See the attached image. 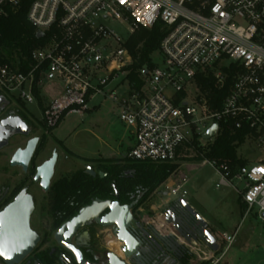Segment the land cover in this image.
Masks as SVG:
<instances>
[{
	"label": "built area",
	"instance_id": "obj_1",
	"mask_svg": "<svg viewBox=\"0 0 264 264\" xmlns=\"http://www.w3.org/2000/svg\"><path fill=\"white\" fill-rule=\"evenodd\" d=\"M23 0H0V17L18 11ZM28 21L42 34L25 71L0 62V94L36 104L52 126L70 113L84 115L110 102L134 145L125 154L141 163L211 167L216 188L233 189L247 206L264 214V0H34ZM117 22L131 37L157 22L166 27L158 52L162 63L145 67L140 88L123 98L118 89L129 76L133 57L127 43L108 26ZM210 79L211 85L201 82ZM231 85L221 106L208 96ZM58 85L61 94L46 100L41 86ZM101 99L100 105L90 104ZM215 124L210 139L204 134ZM227 129L246 131L254 159L235 165L205 154ZM186 183V182H185ZM183 184L166 186L174 200H186ZM242 185V189L239 187ZM263 219V218H262ZM220 238L228 246L235 235ZM189 264H221L225 252L202 241L184 242Z\"/></svg>",
	"mask_w": 264,
	"mask_h": 264
},
{
	"label": "flooded vegetation",
	"instance_id": "obj_2",
	"mask_svg": "<svg viewBox=\"0 0 264 264\" xmlns=\"http://www.w3.org/2000/svg\"><path fill=\"white\" fill-rule=\"evenodd\" d=\"M67 115L50 126L42 111H29L21 100L0 94V135L5 130L18 132L0 149V214L13 205H16L17 212H26L31 204L29 224L39 237L36 247L20 264H79L78 255L88 264H109L111 254L126 264H136L134 260L125 257L124 246L117 239L116 226H103L95 219L79 228L69 239L66 236L60 240L57 238L58 232L66 223L96 201L118 202L121 206L132 205L134 218L130 233L145 250L140 264H165L174 259L179 264H189L188 251L184 247L172 248L174 242L160 232V229L167 227L164 219L159 220L157 227L141 223L137 219L136 212L141 206L139 203L142 193L136 190L130 192L127 198L126 179L132 174L127 171L125 155L116 158L81 157L69 150L64 141L55 137L54 132ZM33 140H37V143L26 164L13 165L14 155L19 150H26ZM1 144L3 142L0 140ZM54 155L56 161L52 167L53 172L48 179V187H45L43 181L46 173L43 171L40 174V168L50 162ZM78 160L84 163L83 167H77ZM66 164L75 165V170L61 172L60 168ZM112 164L118 167L117 174L111 172ZM89 168L95 175L89 173ZM79 175L91 179L95 188L90 196L85 199H80L77 193L69 197L59 196L62 191L59 187L64 183L73 184ZM108 212L103 211L99 218H103ZM163 213L165 218L176 221L174 230L184 242H188L187 239L193 241L199 236V227L181 206L171 202ZM110 241L117 245L119 251L116 247L112 248ZM0 264H5L1 258Z\"/></svg>",
	"mask_w": 264,
	"mask_h": 264
},
{
	"label": "rangeland",
	"instance_id": "obj_3",
	"mask_svg": "<svg viewBox=\"0 0 264 264\" xmlns=\"http://www.w3.org/2000/svg\"><path fill=\"white\" fill-rule=\"evenodd\" d=\"M108 26L125 42L130 40L131 33L121 24L109 22ZM153 58L156 64L161 65L162 56L159 52L155 53ZM122 79L125 80L124 84L117 92L120 98L125 97L130 89L127 75ZM41 88L46 100H53L61 94V88L58 85L45 83ZM100 102L101 99L95 100L90 104V108L100 105ZM26 107L29 111L39 112L36 104H27ZM54 135L57 139L64 141L66 147L73 153L86 158H116L118 153L126 154L129 145H134L135 142L129 130L119 119V109L110 102H103L99 109L84 115L68 114ZM254 152L256 148L249 140L238 149L240 157L251 158V160L255 157ZM76 162L77 167H83L82 161ZM181 163H177L178 168L148 196L142 193L141 206L136 212L137 219L141 223H149L156 227L161 218L166 223L163 210L174 202L166 186L172 182L177 184L186 182L184 185V190L188 194L186 201L201 217H207L217 227L212 234L218 239L220 251L225 252L221 264H224V261L228 264H264V219L257 214V210L254 209L246 215V209H241L238 194L233 189L224 187L217 189L218 179L211 167L185 168ZM75 168V165L66 164L60 168V171L68 172ZM239 188L242 189V185ZM125 189L127 192L126 184ZM167 227L160 229V232L165 234L168 240L185 244L176 232V235L172 234L173 225L167 224ZM236 229H238L237 234ZM223 234L235 235L232 245L228 246L220 238ZM110 242L113 248L115 243ZM183 247L187 249L185 245Z\"/></svg>",
	"mask_w": 264,
	"mask_h": 264
},
{
	"label": "trees",
	"instance_id": "obj_4",
	"mask_svg": "<svg viewBox=\"0 0 264 264\" xmlns=\"http://www.w3.org/2000/svg\"><path fill=\"white\" fill-rule=\"evenodd\" d=\"M33 1L23 0L21 9L18 11L9 10L7 16L0 17V62L19 68L21 71L28 68L31 51L43 43L41 38H37L36 29L27 18L29 7ZM165 35L166 27L163 23L157 22L151 29L140 28L128 41L127 48L133 57V64L129 67L130 73L128 76L132 87H141L139 74L145 67L151 68L154 66L153 55L158 52ZM231 83L229 79L224 90H215L208 96L213 108L221 106ZM201 85L202 87L211 85L210 79L202 81ZM246 133V131H238L233 134L224 129L211 145L205 157L230 159L235 165H246L247 161L238 155V149L246 142ZM126 161L127 171L132 174L131 177L128 176L126 179L127 198H129L131 190L132 192L139 190L140 193L148 196L178 168L177 163H141L127 159ZM111 172L117 174L118 167L112 164ZM90 180L83 175H79L78 178H75L73 184L72 182L64 183L59 187L62 190L59 196L69 197L77 193L80 199L89 197L95 188ZM139 205H141V201Z\"/></svg>",
	"mask_w": 264,
	"mask_h": 264
},
{
	"label": "water",
	"instance_id": "obj_5",
	"mask_svg": "<svg viewBox=\"0 0 264 264\" xmlns=\"http://www.w3.org/2000/svg\"><path fill=\"white\" fill-rule=\"evenodd\" d=\"M37 38H42V34L38 33ZM218 129V125L215 124L210 130L204 134L205 139L212 138ZM4 130V129H3ZM16 131H6L0 135V140L3 144L0 145V149L7 145L8 139L17 134ZM37 140H33L29 143L26 150H19L13 158V165L16 163H25L31 157ZM56 161V155L53 159L40 168V174L44 171L45 178L43 184L48 187V179L52 175V167ZM89 173L95 175V173L89 168ZM174 204L181 206L194 220L199 227L198 237L196 241H202L206 243L213 251H218L219 245L217 238L209 230V225L206 220L201 217L193 207L184 199H178L174 201ZM16 205L10 206L5 212L0 214V258L5 264H20L24 258L36 247L39 237L30 228L29 220L31 214V204L29 210L19 213L16 211ZM108 210L109 212L103 217L99 218V215ZM21 214V215H20ZM132 205L121 206L118 202L112 201H96L92 205L85 207L80 211L72 221L66 223L57 234V238L72 237L76 231L83 227L87 222L95 219L100 225L103 226H116V234L118 241L124 246L123 253L126 258L134 260V263L140 264L145 250L141 248V243L130 233V228L133 221ZM264 219V214L262 216ZM166 223L173 225L175 228L176 221L170 220L166 217ZM179 232V229H177ZM191 242L190 239H187ZM183 248V245L174 241L172 248ZM72 248V247H70ZM186 249V248H185ZM79 264L86 263L80 255H78ZM109 264H126L123 260L117 256L111 254ZM165 264H179L177 259L170 260Z\"/></svg>",
	"mask_w": 264,
	"mask_h": 264
},
{
	"label": "crops",
	"instance_id": "obj_6",
	"mask_svg": "<svg viewBox=\"0 0 264 264\" xmlns=\"http://www.w3.org/2000/svg\"><path fill=\"white\" fill-rule=\"evenodd\" d=\"M97 109H99V108H97ZM133 146V144H131V145H129V147H128V151L131 149V147ZM127 151V152H128ZM126 152V153H127ZM122 156V155H125V153L123 154H120V153H118V156ZM238 203H239V205H240V207H241V209H246V211H247V206L242 202V200L240 199V197L238 196ZM246 213V212H245ZM203 218L206 220V222L208 223V225H209V228H210V231L211 232H215V230H216V225H215V223H213V222H211L207 217H204L203 216ZM237 230L238 229H236V231H235V233L237 234ZM234 235V234H233ZM237 237V236H236ZM224 264H228L227 262H225L224 261Z\"/></svg>",
	"mask_w": 264,
	"mask_h": 264
},
{
	"label": "bare ground",
	"instance_id": "obj_7",
	"mask_svg": "<svg viewBox=\"0 0 264 264\" xmlns=\"http://www.w3.org/2000/svg\"><path fill=\"white\" fill-rule=\"evenodd\" d=\"M173 235H176L175 231L172 233ZM181 241V240H180ZM182 243V242H181ZM114 247H116L117 249V245L115 244ZM115 249V248H114ZM118 250V249H117ZM119 251V250H118ZM120 255H122V253H120Z\"/></svg>",
	"mask_w": 264,
	"mask_h": 264
}]
</instances>
